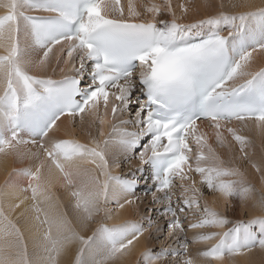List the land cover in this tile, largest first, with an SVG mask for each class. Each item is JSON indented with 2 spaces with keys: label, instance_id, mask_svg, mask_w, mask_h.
<instances>
[{
  "label": "snow or ice",
  "instance_id": "obj_1",
  "mask_svg": "<svg viewBox=\"0 0 264 264\" xmlns=\"http://www.w3.org/2000/svg\"><path fill=\"white\" fill-rule=\"evenodd\" d=\"M199 11L191 0H0V155L35 162L0 187V264H116L146 232L179 248H145L137 264H223L264 250V214H226L254 200L246 165L264 184L243 134L264 131V67L252 70L264 7L184 22ZM120 157L139 160L131 178L113 174ZM138 191L159 205L147 228L97 223L112 218L109 204L142 201ZM253 207L264 212V195ZM189 232L207 245L195 255Z\"/></svg>",
  "mask_w": 264,
  "mask_h": 264
},
{
  "label": "bare ground",
  "instance_id": "obj_2",
  "mask_svg": "<svg viewBox=\"0 0 264 264\" xmlns=\"http://www.w3.org/2000/svg\"><path fill=\"white\" fill-rule=\"evenodd\" d=\"M192 4L194 6L200 7L199 14H191L187 17V19L184 21L185 23L187 22H193L197 19L204 18L208 15H216L220 11H225V12H233V11H248V10H254L257 7H264V0H247V3L251 6L250 8L246 9H233L230 7L231 3H234L235 0H209V2L213 5L211 7H203L205 4V0H191ZM179 0H173V4H178ZM223 4L224 7L221 8L220 5ZM226 34V32L224 33ZM260 67H264V52H259L254 54V60H253V65H252V70H257ZM61 76V73L57 71L55 78H58ZM69 122L66 120L61 123V128L66 129L69 128ZM80 127L77 128V131L79 132ZM109 131V128H105V132L107 133ZM244 135L248 136L249 139L251 140V148L249 151L251 152L253 150V160H255L257 163L264 162V131H259L257 130L254 126L251 127L250 129H246L243 132ZM84 135V134H83ZM80 136L81 141L86 143L84 141V137L86 138V134L83 137ZM89 138V137H88ZM99 138V137H98ZM88 140V139H86ZM88 144V143H87ZM236 147V146H235ZM234 147V152L238 154L239 150ZM32 151H35L33 148ZM34 161L32 160H20L17 158L13 157H4L3 155H0V187H3L5 180L7 177L12 175L13 169H23V168H29L32 167L34 169ZM131 167H135L136 163L135 161H132ZM246 169V175L248 180H251L254 184V186L262 191L264 193V184L261 183L260 179V174H258L254 169L251 168L250 165L245 166ZM117 170V167H114L112 169V172H115ZM23 186H26L23 184ZM53 192L56 195L60 196V202L61 204H66L67 203V195L64 193L62 190H58L56 188L53 189ZM139 192V193H138ZM138 195H142V191H138ZM255 200L249 201L245 206L241 207L239 203L237 202L235 209H238L237 215H235V219H239L244 212H246L248 215H246L249 218H252L254 216H258L261 214H264V212L261 211V209L257 207H253ZM156 206V205H155ZM154 206V207H155ZM158 206V205H157ZM153 207V209H154ZM135 208L134 205H126L124 209H120L117 211V209L111 213L112 218L108 219L109 223L111 225L117 224V223H123L125 219L129 218L131 215L130 209ZM241 208V209H239ZM222 210V209H221ZM232 211L231 213H234L232 209H229L228 211ZM69 215L71 216L70 213L71 210L68 209ZM19 226L23 229L24 228V221L20 220L19 221ZM85 235H88L87 230L84 231ZM168 234L166 238H168ZM192 244V243H191ZM195 245V244H194ZM193 245V246H194ZM202 245H195L194 247H201ZM146 248V243H145V235L139 239L132 247L131 251L124 256L121 260L117 261L116 264H134V262L137 260L139 257L140 253ZM31 250V246H30ZM256 250V251H255ZM259 250V251H258ZM161 263V262H160ZM63 264V261H62ZM223 264H264V250L260 248L254 249L253 252L248 253L243 256H238V257H232L228 260H224Z\"/></svg>",
  "mask_w": 264,
  "mask_h": 264
},
{
  "label": "rangeland",
  "instance_id": "obj_3",
  "mask_svg": "<svg viewBox=\"0 0 264 264\" xmlns=\"http://www.w3.org/2000/svg\"><path fill=\"white\" fill-rule=\"evenodd\" d=\"M161 18H166V19H170V17H161ZM97 127V129H98V127H99V125H97L96 126ZM79 128V127H78ZM94 132H95V134L98 136V131H95L94 130ZM84 134V135H83ZM85 134H86V132H84V131H81V130H79V132L77 131V133H76V135H75V138L77 139H79V140H81V138H80V136H82L83 135V137L85 136ZM84 141H86V143H89V138H88V135L86 134V138L84 137ZM86 139H88V140H86ZM235 148H237V150H239L238 149V146H236ZM251 153H252V159H254L253 158V155H254V153H253V150L251 151ZM120 168L121 169H124V167L126 166V165H128V167L131 165V163H132V159L131 160H123V158L122 157H120ZM131 167V166H130ZM120 168L118 167L117 168V170L115 171V172H113V174L114 175H118V174H120ZM13 174V173H12ZM249 182L253 185V187L255 188V193H254V200H256V199H259V197L261 196V195H264V193L262 192V191H260L259 189H257L255 186H254V184H253V182L251 181V180H249ZM26 183H27V181L26 180H24V182H23V184L24 185H26ZM139 193V192H138ZM138 193H137V195H138ZM138 196H141L142 197V201H138L136 204H135V208H133V209H130V211H131V216L129 217V218H127V219H125L124 220V222L125 221H130V222H132V221H134V220H136V221H140L141 220V218L143 219V220H146L145 218L146 217H148V216H150V214L152 213L153 215H154V217H155V219L154 220H156V217H157V214L155 213V212H153V211H151L150 212V208L151 207H149V206H151V205H149L148 204V201H146V200H144V199H146V198H151V195L149 194V195H147L146 197H144L143 196V194L142 195H138ZM108 207H109V209H111L112 211H111V213L112 212H114L115 211V209H116V205L115 204H109L108 205ZM155 207H157V205L155 206ZM154 207V208H155ZM70 209V208H69ZM153 209V208H152ZM239 209H241V208H239ZM71 210V209H70ZM72 212V211H71ZM232 211L230 210V211H227V216H228V218L230 219V220H233V221H236V220H248V219H250L249 217H247L246 215H248L246 212H244L243 214H242V216L239 218V219H235L234 217H235V215H237V212H238V209H235L233 212L234 213H231ZM71 214V216H72V213H70ZM233 214H235V215H233ZM71 216L69 215V217L71 218ZM138 216V217H137ZM137 218H138V220H137ZM153 218V217H152ZM99 222H103V223H106V224H108L109 226H111V224L109 223V221H108V219H104L103 221H101V217H97V223H99ZM96 227V223H93V224H91L90 226H89V229H87V233H88V235H91V232H92V229H94ZM147 233V232H146ZM145 233V243H146V248H148V249H152V250H154V251H158V250H160V249H162V248H166V247H170V245L171 246H178L179 247V244H177V242H176V240L175 239H173V238H166V236H167V232H165L164 233V235L163 236H161V237H159V238H157V234L156 233H152V236H151V238H149V236H148V233L146 234ZM192 235H193V233L192 232H189V233H187V236H188V238H189V253L190 254H192V255H195V253L197 252V250L199 249V250H204L206 247H207V245H202L201 247H194L192 244H191V237H192ZM256 249V248H255ZM253 251H254V249H253ZM252 251V252H253ZM256 251V250H255ZM259 251V250H258ZM139 258V257H138ZM138 258H137V260L134 262V264H137V262H138ZM228 259H230V258H228V257H226L225 258V260H228ZM160 264H172V263H169V262H167L166 260H164V261H161V263Z\"/></svg>",
  "mask_w": 264,
  "mask_h": 264
}]
</instances>
